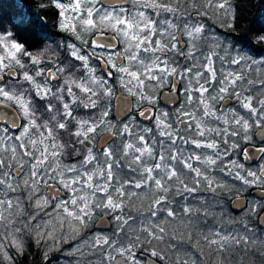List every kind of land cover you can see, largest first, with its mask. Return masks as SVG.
<instances>
[{
  "label": "snow or ice",
  "instance_id": "obj_1",
  "mask_svg": "<svg viewBox=\"0 0 264 264\" xmlns=\"http://www.w3.org/2000/svg\"><path fill=\"white\" fill-rule=\"evenodd\" d=\"M37 7H54L59 30L83 47L66 45L79 65L49 61L52 67L44 68L41 57L0 28V109H13L0 110L5 125L0 127V254L8 264V248L23 254V235L45 244L47 259L49 251L77 240L98 216L111 217L116 230H97L75 244L69 254L79 256L77 264H169L168 252L176 254L173 264H189L180 257L189 249L178 245L191 244L203 255L201 241L216 255L215 264L237 253L243 264L255 246L264 248V196L244 206L255 223L245 218L227 232L197 228L195 240L191 231L186 239L169 231L176 221L190 228L197 214L209 215L188 203L189 197L200 199V191L219 195L217 189L228 187L211 173L239 148L229 137L251 143L255 129L260 138L255 152L264 158V60L236 45L223 47L225 55H220L221 40L207 23L218 18L232 27L237 19L233 0H40ZM35 23L21 15L14 28ZM76 71L82 74L77 77ZM253 71L256 79L250 78ZM61 77L62 83H52ZM181 82L184 104L175 118L168 111L155 113L160 90L168 88L167 99L175 103ZM114 100L117 114L135 107L140 117L154 120L155 131L139 128L135 116L130 122L110 118ZM229 100L247 115L217 108ZM80 108L90 110L87 118L74 115ZM105 133L97 149L96 139ZM187 146L212 154L188 152ZM72 155L82 158L65 163L64 157ZM243 156L254 158L247 149ZM219 170L239 181L240 191L264 188V165L249 171L233 159ZM134 197H150L147 209L135 216L129 203ZM260 258L264 264V251Z\"/></svg>",
  "mask_w": 264,
  "mask_h": 264
},
{
  "label": "trees",
  "instance_id": "obj_2",
  "mask_svg": "<svg viewBox=\"0 0 264 264\" xmlns=\"http://www.w3.org/2000/svg\"><path fill=\"white\" fill-rule=\"evenodd\" d=\"M39 3L40 0H0V28L6 29L9 32H13V38L23 42L29 51H32L35 45L46 46L43 43L38 44L37 40L64 37V32L60 31L57 26L58 21L56 9L54 7H50L48 9L42 10L37 7ZM233 3L237 9V19L233 23L232 27H227V22L218 18L208 19L207 23H214L216 34L220 35L219 33H221L228 37L229 39L225 37L222 38L226 43L236 45L238 51L246 50L250 55H257L259 56V59L264 60V40L258 39L259 36L264 35V0H233ZM189 11H191V9H189ZM21 15H23L26 20H35L36 23L34 25L30 24L26 29L14 28V24L19 21V17ZM37 17H39V19H37ZM157 139L160 138L157 137ZM220 147L221 150H223L225 145L221 143ZM237 149L231 151V154L223 160L218 161L217 165L215 166L220 172L219 181L232 184V186L227 187L224 190L217 189L219 195H214L213 193L207 191H200L196 194V196L200 198L199 200L202 199L206 202H214L212 206L206 205L204 208H215L218 211L221 210L220 212L222 215L225 217L227 216L232 221V223L224 224L225 228H228L229 230L234 229L235 227L239 228L240 225L238 222L245 218H247L250 223L256 222L251 217H246L245 210L238 214L232 212L229 206L231 199L237 197L238 195L239 197H245L249 203L253 202L251 190L255 187L240 191V188L242 187L240 182L233 180L231 176L226 175L225 172H221L219 170L224 164L233 159L241 163L240 157L237 156ZM193 150L197 153L203 152L204 154H212L211 150L206 148L193 149L192 147L187 146L188 152ZM246 170L251 171L250 169ZM182 199V197H177V200ZM148 204L143 207L139 206L138 208H134L132 206L133 210L131 214L135 216L137 215V210L144 211L147 209ZM196 217H202L204 221L213 224L215 228L221 229L222 227V224H218L221 222H217L209 215L204 216L197 214ZM107 219L110 221V228L104 232L111 234V232L116 230V224L114 221H112L111 217H107ZM193 219L194 221L196 220V218ZM94 223L85 229L77 240L71 241L70 243H62L59 245V251H49L47 259H45V251L47 246L43 243L37 245L31 236L23 235V254L18 253L15 248L10 247L7 249L8 255L12 257L11 264H77L79 256L70 255L69 250L85 237H90L97 231L94 228ZM172 228V226H169L170 232L173 231ZM189 231L192 232L193 238L195 240L197 237L195 224L193 227L186 228L184 230L183 234L185 239L187 238V233ZM176 234L179 236L181 233ZM171 242L175 243V241ZM178 247L189 249L187 253L183 251L180 252L181 260L187 259L189 260V264H191L192 261H196V264H215V261L217 260V257L214 253H208V257L204 254V252L203 255H201V252L198 251L196 247H192L191 244L178 245ZM199 248L205 252L209 251V249L204 245L203 241H201ZM261 251H264V248H261L259 245L255 246L254 252L251 255L243 257V264H260ZM166 255L171 257L169 264H173L176 259L175 252H168ZM97 258V256L87 257L88 260L92 261L96 260ZM240 260L241 255L237 253L230 256L226 262L228 264H240ZM0 264H8V261L4 259L2 254H0Z\"/></svg>",
  "mask_w": 264,
  "mask_h": 264
},
{
  "label": "flooded vegetation",
  "instance_id": "obj_3",
  "mask_svg": "<svg viewBox=\"0 0 264 264\" xmlns=\"http://www.w3.org/2000/svg\"><path fill=\"white\" fill-rule=\"evenodd\" d=\"M193 15H195L193 13ZM209 25H211V30L215 31V27H214V23H208ZM216 34V33H215ZM38 44L39 43H43L46 46H38L35 45L34 49L32 51H28L33 55V56H39L42 58V60L44 61V63H42L40 65V67H44V68H49L52 67V64L49 63V61L55 62V63H61L63 65H68L69 63H74L79 65V61H74L73 58L68 54V50L66 48L67 44H76L78 47H83L80 44V41L77 40L75 38V36L64 32V37L62 38H46V39H40L37 40ZM122 47V45H118V48ZM252 56V55H251ZM255 59H258V56H253ZM23 59L25 61H27V57H23ZM96 62L93 61V64H95ZM191 63V62H189ZM101 72V70L99 68H97V74L99 75ZM82 74L81 71H76L75 75L77 77H79ZM65 75H67V73H65ZM250 78L252 79H256L257 75L255 72H252L250 74ZM261 78H264V76H262ZM7 79V78H6ZM39 79V78H38ZM64 77H61L59 81H53V84H57V83H62L63 82ZM115 84V81H112ZM116 87L119 88L118 84H116ZM184 87V82H181L177 85V92H176V102L175 103H170L166 97V95H168L169 89L165 88L160 90L161 91V95L158 98V103L157 106L155 108H153V111L155 113H158L159 111L163 110V111H168L171 114V119L175 118V112L178 106L183 105L184 104V95L182 94V89ZM255 91V89H254ZM165 94V95H164ZM164 95V96H163ZM163 96V97H162ZM39 103H44V101H39ZM114 106H115V100L113 101V112L110 116V118H112V116H114ZM144 107H151L150 105H148L147 103H145ZM235 108L237 110H239L241 112V114L243 115H247V113L244 112L243 109L239 108V105L234 102H230L227 103V105H223V102L221 104L217 105V108ZM12 109V108H11ZM13 110V109H12ZM90 111V110H85L83 108L78 109L74 115H79V116H83L85 118L86 117V113ZM91 111H96V110H91ZM135 116V123L136 125L139 126V128H145V127H150L153 129V127H155V123L154 120L151 119H144L142 117H140L138 115V113L136 112L135 107H133L127 114V116L125 118L122 119H118L121 122H130L132 117ZM43 119V117H42ZM214 123V122H213ZM4 124H0V127H4ZM119 127V124L117 125ZM223 126V125H221ZM73 129H74V125H72ZM138 129H134V131H137ZM17 130H12L11 134H16ZM256 130L253 129V140L251 143H245L242 139H240L239 137L234 138L236 140V142L239 144V148L237 149V156L240 157L241 159V163L244 165V168L246 169H250L251 171H257L260 165H264V158H261L260 155L258 153L255 152V147L258 146L260 144V139H258L257 135L255 134ZM107 135L106 133L103 134V136ZM103 136H98L96 139V148L99 149V142L101 140V138ZM68 139L67 134H63L62 135V142H66ZM150 139V138H149ZM231 137H229V140L231 141ZM120 144V140L117 139L116 140V145L119 146ZM80 147V146H78ZM247 149L250 150L252 156L254 157L253 159H245L243 156V151ZM84 149L81 147V152H83ZM239 151V153H238ZM239 154V155H238ZM82 157H78L75 155L72 156H66L64 157V162L65 163H74L76 160L81 159ZM255 189H260V190H264V188L258 187V188H253L251 190V196L253 197V201H257L260 200L261 198H257L255 196L252 195V191ZM245 198V197H244ZM246 199V198H245ZM249 204V202L246 199V205ZM229 206H230V202H229ZM231 210V208H230ZM244 211V210H243ZM238 212L239 213H242ZM236 213V212H234Z\"/></svg>",
  "mask_w": 264,
  "mask_h": 264
},
{
  "label": "rangeland",
  "instance_id": "obj_4",
  "mask_svg": "<svg viewBox=\"0 0 264 264\" xmlns=\"http://www.w3.org/2000/svg\"><path fill=\"white\" fill-rule=\"evenodd\" d=\"M150 11V10H149ZM216 33V32H215ZM218 33V32H217ZM220 35H218L219 36V38H220V40H221V45H222V47L220 48V49H217L219 52H220V55H225V53L223 52V50H222V48L223 47H230L231 46V44L230 43H226L225 42V40L222 38V37H225V38H227V39H229L228 37H226L224 34H221V33H219ZM217 35V34H216ZM233 55L235 54V53H232ZM251 57H253V56H251ZM228 57H226V59H227ZM254 58V57H253ZM256 60H258L259 61V59H256ZM216 67L219 69L220 67H221V64H220V62L219 61H217V63H216ZM253 72H255V71H253ZM156 127V126H155ZM155 127H153V130L155 131ZM191 147V146H190ZM201 153H203V152H201ZM204 154V153H203ZM194 166H200V167H203V165H194ZM213 176H215L216 177V179L219 181L220 180V172L217 170V168L215 167V170L211 173ZM228 187H230V186H232V184H229V183H225ZM138 191H141V192H143V190L141 189V190H138ZM149 201H150V197H145V198H143V199H139V198H136V197H134L133 199H132V201H130V204L134 207V208H138L139 206L140 207H143V206H146V204H148L149 203ZM179 201V200H178ZM188 203H190V204H192L194 207H201L202 209H204V207L206 206V205H210V206H212L213 204H214V202L213 201H211V202H206V201H204V204L203 205H201V203H200V200L199 199H196V198H193V197H190L189 198V200H188ZM174 207L177 209V210H179V205L178 204H176V205H174ZM207 209V211H208V213H209V216H211L212 218H214L217 222H221V223H218V224H222V227H221V230L222 231H225V232H227V231H229V229L228 228H225V226H224V224H229V221H231L227 216L225 217V216H223L222 215V213L220 212V211H218V210H216L215 208H206ZM99 217V216H98ZM98 217H96V219L98 218ZM194 218H196V220H195V228H196V233H197V228L199 229V230H201V231H207L209 228H213L214 227V225L213 224H211V223H207V222H205L204 221V219L202 218V217H194ZM96 219L93 221V223L96 221ZM18 227H19V224L17 225ZM170 226H172L173 228V230H175V232L176 233H183L184 232V230L186 229L185 227H184V225H182L179 221H176L175 223H173L172 225H170ZM234 229H238V228H234ZM204 252V254L205 255H207V257H208V253H209V251H207V252H205V251H203ZM225 264H228L227 262H225Z\"/></svg>",
  "mask_w": 264,
  "mask_h": 264
},
{
  "label": "water",
  "instance_id": "obj_5",
  "mask_svg": "<svg viewBox=\"0 0 264 264\" xmlns=\"http://www.w3.org/2000/svg\"><path fill=\"white\" fill-rule=\"evenodd\" d=\"M166 97H167V95H166ZM175 102H176V100H175ZM230 102H234V101L229 100L227 103H230ZM223 105H224V103H223ZM0 110L5 111V112H12L13 111L11 108H3ZM127 114H125V113L117 114V104L115 101L114 116H117L118 119H122V118H125L127 116ZM0 124H4V123L0 122ZM109 139H112V138H109ZM258 139H260V138L258 137ZM104 143H105V141H104V136H103L99 142V148L102 147L104 145ZM252 195L257 197V198H261L262 196H264V190L255 189L252 191ZM239 200H240V202L238 203L237 197H236L230 201V208H231L232 212L238 213V212H241L244 210V206L246 205V199L244 197H239ZM94 228L96 230L107 231L110 228V222L106 217H98L97 220L95 221Z\"/></svg>",
  "mask_w": 264,
  "mask_h": 264
}]
</instances>
